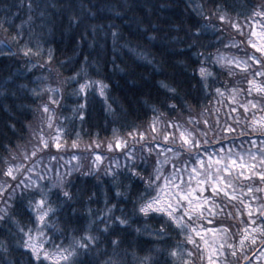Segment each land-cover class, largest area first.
I'll list each match as a JSON object with an SVG mask.
<instances>
[{"label":"snow or ice","instance_id":"1","mask_svg":"<svg viewBox=\"0 0 264 264\" xmlns=\"http://www.w3.org/2000/svg\"><path fill=\"white\" fill-rule=\"evenodd\" d=\"M28 7L30 10L33 8L32 0H28ZM72 7L73 5L69 3L68 8ZM197 7L203 19L211 22L212 17H216L221 24L227 23L233 29L235 35L227 42L222 39L220 42L225 48L236 50L228 55H224L219 49L216 54L209 53L208 56L203 52L197 53L201 57L198 68L194 70V74L199 77L197 85L204 91L214 88L220 97L231 93L229 103L236 106L230 107L229 112H236L238 107L243 108L244 114L250 109L264 112V0L253 4H248L246 0L245 4L240 6L242 10H236L235 19L231 15L236 7L234 5L215 3L210 15L203 14V5ZM241 16L245 20L244 24L240 23ZM69 20L78 22L79 17L72 12ZM257 22L260 25L258 30ZM209 26L215 29V25L211 23L198 25L197 31L192 34V39L198 41L201 36L199 29ZM20 51L26 57L40 55L39 49L33 51L27 45ZM52 59L53 55L49 50L48 62L51 63ZM210 64L212 67H209ZM221 76L225 77L224 81H220ZM237 76L240 79L233 83V78ZM72 79L75 80L76 77ZM221 84L222 86H218ZM90 85H98L100 96L107 99L105 95L107 85L102 81L89 80L87 83H81L74 94L85 93V103L79 104L78 109L73 110L81 120L85 119L82 110L86 107L87 90ZM159 87L164 90V96L151 104L153 116L148 124L152 134L151 141L148 140V131H140L135 125L131 126L133 131L128 133L133 143L140 145L141 153L147 151L149 156L155 154L157 157L153 171L146 175L144 174L146 170L138 169L135 164L125 165L128 189L131 190L133 187V180H139L145 186L143 191L131 201V216L123 209L120 215H116L114 204L106 209L104 216H98L85 223L75 222L77 211L74 207L71 209L70 217L62 220L59 213L75 200V194L68 187L70 180L67 177L71 176L72 171L79 169H70L63 175L57 172L51 181L42 183L46 180V173L36 172L35 165L27 168L22 163L13 164L7 159L4 160L3 166L0 167V202H4L5 194H7V202L5 207L0 208V223L10 225L9 233L13 239L11 241L7 237L0 239V264H198V261L199 264H204L205 254L207 264H241V262L253 264L254 260L257 262L264 260V250H262L264 249V198L260 195L264 194V117L249 122L245 115L247 127L241 129L239 133L242 136H249V143L256 148V151L250 148L247 153H233L229 147L228 152L225 153L223 141L227 138V134L236 132V129L228 124L226 128L221 129L223 133L221 136L214 137L215 144L219 145V148L215 153H210L211 143L207 139V132L200 127L203 123L206 128L211 129V123L204 112L201 111L200 119L193 120L191 114L194 111V101L190 102L187 91H183L182 94L180 83L161 81ZM48 91L54 93L56 90L48 89ZM241 95L245 97L244 100L238 99ZM50 103H59L55 95H51L48 102L42 103L36 109L43 114L42 122L47 123L49 127L52 126L53 119ZM184 112L188 113L187 121H182L180 118V114ZM229 119L237 125L240 123L239 118L229 117ZM216 124L219 127L218 120ZM8 128L15 133V121L8 125ZM29 130H32L30 124ZM5 135L7 132H0V136ZM36 135L39 138L32 148L31 157L27 151L23 153L25 160L36 157L45 150L50 152L52 147L57 151L61 149L62 144L58 136L53 138V143H50L43 133V128L38 134L34 132V137ZM113 136L114 141L110 140L108 143L109 151L113 146L126 150L127 140L119 137L116 129H113ZM72 146L78 147L77 141H73ZM0 148L7 151L12 156V160H16L17 157L9 144L0 145ZM168 153H171V156H168ZM206 154L207 162H205ZM161 155L165 156L163 161L159 159ZM72 158L79 159L75 155ZM126 158L134 161L135 152H127ZM140 158L145 161L147 159L143 155ZM102 160V155L94 156L97 165ZM166 163H172L173 172L170 176L163 177L164 184L161 185V167ZM180 163L184 167H179ZM188 165H191L190 172ZM116 167H119L118 162ZM24 172L28 175H24ZM106 173L112 176L114 181L120 179L119 175L111 172L110 169L106 170ZM185 174L189 176L188 185L184 184ZM21 175L23 179L18 180V176ZM193 178H196L195 188L191 187ZM12 182H16L15 187ZM17 189H20L18 198ZM209 190L211 194L206 195ZM130 195V191H116V196H123L125 200L129 199ZM91 198L90 196L89 199ZM17 199L18 207L15 203ZM237 204L242 205L243 208H238ZM225 209L228 211L225 212ZM232 209H236V216H233ZM245 212L248 219L246 221L241 219V226L233 234L231 228L235 226L236 217H242ZM25 213L29 214L27 223L17 218L18 215ZM137 214L155 220L159 224L158 228L154 227L148 233L152 241L148 247L143 246L145 241L133 242L127 236L131 220ZM89 215H91L90 209ZM206 224L212 227L206 228ZM49 229L52 231V236L45 241L43 236L47 235ZM135 231L137 236L141 234L140 228ZM56 233L65 239L57 243ZM208 233L214 234L212 241L208 240ZM232 235L239 238V249L236 243L229 241ZM65 240L68 242L65 243ZM201 243L205 247L202 248ZM48 244H51V249ZM9 256H11L10 260ZM229 256L233 259L229 260ZM220 257L224 258L223 261Z\"/></svg>","mask_w":264,"mask_h":264},{"label":"trees","instance_id":"2","mask_svg":"<svg viewBox=\"0 0 264 264\" xmlns=\"http://www.w3.org/2000/svg\"><path fill=\"white\" fill-rule=\"evenodd\" d=\"M245 2L246 0H32L33 8L30 10L28 0H0V132H7V135L0 136V145L9 144L17 157L12 160V156L0 148V167L6 159L13 164L22 163L26 167L25 161L29 159L25 160L23 153L27 151L30 157L32 150L28 146L36 144L33 141L30 143L34 132L38 134L43 128V133L47 135L44 130L46 125L42 122L43 114L36 109L47 102L48 95H55L59 103H50L53 115L51 124L56 128V134L60 136L62 144L74 149L73 141H77L80 149H90L104 142L114 141L113 129H116L119 137L129 141L128 148L136 155L134 161L124 156L125 159L119 163V167H113L111 172L120 177L116 181L106 172L97 173L96 169H87L86 172L90 173L88 175L74 173L67 177L70 180L68 187L75 194V200L59 213L60 218L68 219L74 207L77 211L75 222L85 223L98 216H104L106 209L114 204L116 215H120L123 209L131 216V201L145 186L139 180H133V187L128 189L125 165L135 164L138 169L146 170V175L153 171L157 157L155 154L149 156L146 151L141 153L139 144L130 143L132 138L128 133L133 131L132 125L140 131L150 132L148 124L153 116L151 104L164 96V90L159 87L161 81L173 84L178 82L182 85V94L183 91L189 93L190 102L194 101V111L191 114L193 120L200 119L201 111L204 112L211 123V129L206 128L203 123L200 127L207 132V139L211 143L210 153H215L219 148L214 137L221 136V129L226 128L228 124H231L236 132L227 134L223 141L224 150L231 147L245 152L252 148L249 136L239 134L241 129L247 127L244 113L238 111L236 118L240 120L239 125L229 119L234 117L229 115L232 105L227 97H230L231 93L220 97L214 88L201 90L197 85L199 77L194 74L201 59L197 53L203 52L208 56L209 53L216 54L219 49L221 53L228 55L236 51L225 48L220 42L221 39L227 42L235 35L233 29L227 23L221 24L216 17H212L211 22L203 19L197 6L203 5V14L210 15L215 3L234 5L236 7L231 15L235 19L236 10H242L240 6ZM257 2L259 0H247L248 4ZM69 3L73 5L71 9L68 8ZM72 12L79 17L78 22L69 20ZM239 19L241 24L245 23L243 16ZM209 23L215 25V29L210 26L199 29L200 39L194 41L192 34L197 31V26ZM256 25H259V22ZM25 45L33 51L39 49L40 55H22L20 50ZM49 50L53 55L51 63L48 62ZM72 77L76 79L73 80ZM219 79L224 81L225 77L221 76ZM239 79V76L233 78V83ZM89 80L102 81L107 85V99L100 96L98 85H90L86 107L82 110L85 119L81 120L73 110L78 109L79 104L85 103V93H74L78 91L81 83H87ZM48 89L56 91L51 93ZM240 97L245 99L241 95L239 100H242ZM259 115V111H255L254 116ZM261 116H264V112H261ZM180 118L187 121L188 113L180 114ZM247 120L250 122V119ZM13 121L15 133L8 128ZM222 122L223 126H220ZM29 124L34 131L29 130ZM151 135L150 133L149 142ZM35 137L38 138V135ZM141 155L147 158L146 161L141 160ZM168 164L170 163L165 165ZM178 166L184 167L182 163ZM53 167L57 171V166ZM190 167L191 165H188V169ZM170 168L172 167H162L161 185L164 184L163 177L173 172ZM54 177L46 175V180L42 183H47ZM12 184L15 187V183ZM117 190L130 191L129 199L117 197ZM16 196H20V189H17ZM6 202L7 194L4 202H0V208L5 207ZM15 203L18 207L19 200ZM234 211L235 209H232V214L236 216ZM28 215L25 213L17 218L27 223ZM240 226V221L235 220L231 232L235 234ZM9 227V224L0 223V239H13ZM154 227H159L155 220L137 214L131 220L127 236L133 242L145 241L143 246L148 247L152 242L148 233ZM137 228L141 229L139 236L135 231ZM51 236L52 231L49 229L43 239L47 241ZM56 236L57 243L65 239L59 233H56ZM229 241L238 244L239 238L232 235ZM67 242L65 240V243ZM47 246L49 249L52 247L51 244ZM257 248L259 249V245ZM8 259L10 260L11 256ZM228 259L233 258L229 256Z\"/></svg>","mask_w":264,"mask_h":264},{"label":"rangeland","instance_id":"3","mask_svg":"<svg viewBox=\"0 0 264 264\" xmlns=\"http://www.w3.org/2000/svg\"><path fill=\"white\" fill-rule=\"evenodd\" d=\"M259 27H260V25H256L257 30L259 29ZM50 96H51V94H50ZM50 96L48 95L47 102L49 101ZM227 98L230 101L231 96L227 97ZM241 99L244 100V98H241ZM231 105H232V107L236 106L233 104H231ZM49 107L52 109L51 104H49ZM238 108H237L236 112H229V115L230 116L233 115L234 117H238L239 112H243V108H241V110L240 109L238 110ZM255 111H259V113H260L259 117L254 116ZM255 111L250 109L249 112L247 114H244V115H246V118L250 119V121H252L253 119L260 120L262 117H264V116H261L262 111H260L258 109ZM251 116H252V118H251ZM45 125H46L45 126L46 129L44 128V130L47 133V135H45V136H46V138L49 139L50 143H53V138H55L57 136L60 138V136L58 134H56V128L54 126L49 127L47 123H45ZM220 126H223V122L220 123ZM169 131H171V129H169ZM150 133L151 132H148V138H149ZM32 138H34V139L32 140ZM38 138L31 137L30 143H31V141H33V143H36L35 141H37ZM60 143L62 144L61 140H60ZM130 143L133 144V140L130 139ZM127 144H129L128 140H127ZM32 146L33 145H29L28 147L32 150ZM74 149H72L71 147L69 148V147L65 146L64 144H62V147L59 151H57V149L55 147H52L50 152L45 150L41 153H38V155L36 157H32L31 159H29V161H25L26 167L31 168L33 165H35V171L36 172H45L48 177L55 176L58 171L61 174L62 172L67 173L70 169H76V168H78L79 170L72 171V174L84 173L87 171V169H90L91 171H94L96 169V171H98L97 173H99V172H106V170H108V169L112 170L113 167L116 168L117 162L119 164L120 162L124 161V159H125L124 156H126V153L132 152V149L128 148V145H127L126 150L125 149H119V148H116L115 146H113V149L111 151H109L108 142H104V143L100 144L99 147L98 146L91 147L90 149L84 148V147L82 149H80L79 147H77V149L76 148H74ZM228 149L224 150V152L227 153ZM251 149H252V151H256L255 147H252ZM248 151L249 150H247L245 152H241L237 149H232L233 153H247ZM79 153H80V155H79ZM96 154H100L103 156V160L101 162H99L98 165L94 161V156ZM73 155H75V156L79 155L78 156L79 159L78 160L73 159L72 158ZM167 155L171 156V153H168ZM53 156H55L56 158L52 159L51 157H53ZM30 157H31V152H30ZM159 159L161 161H163L165 159V156L161 155L159 157ZM207 159H208V157L206 154L205 155V162H207ZM213 159H215V156H213ZM237 159H239L238 156H237ZM54 165L57 166V168H55L57 171L54 170V167H53ZM170 166L172 167L170 169L173 171L172 163H170L168 165H165V164L162 165L163 168H167V169ZM162 167H161V169H162ZM190 171H191V167L189 169V172ZM24 175H28V173L24 172ZM168 176H170V175H168ZM22 179H23V175L18 177V180H22ZM183 179H184V184L188 185L189 184V176L187 174H185ZM257 182H258V179H257ZM14 183H16V182H14ZM177 183H179V181H177ZM245 183H247V182H245ZM191 187L192 188L197 187L196 178H193L191 180ZM205 194L210 195L211 194L210 190L208 192H206ZM194 195H197V193H194ZM260 195L262 196V198H264V194H260ZM245 202H247L246 198H245ZM237 207L241 208V209L243 208V206L239 205V204H237ZM217 211H219V209H217ZM225 212H227V211H225ZM234 212L236 214V209ZM236 218L238 219V221H241V219L246 221L248 219V216L245 212V214L242 217H236ZM205 227L207 228V226H205ZM209 227H212V225H210ZM213 239H214V234L208 233V240L212 241ZM202 246L205 247L203 243H202ZM237 247L239 249V242L237 244ZM262 250H264V249H262ZM238 255H239V251H238ZM220 259H221V261H223L224 258L220 257ZM205 261L207 264L206 254H205ZM205 261H204V264H205ZM253 264H264V260L259 261V262L254 260Z\"/></svg>","mask_w":264,"mask_h":264}]
</instances>
